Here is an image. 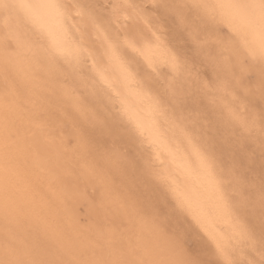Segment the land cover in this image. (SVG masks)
<instances>
[{
	"label": "bare ground",
	"instance_id": "obj_1",
	"mask_svg": "<svg viewBox=\"0 0 264 264\" xmlns=\"http://www.w3.org/2000/svg\"><path fill=\"white\" fill-rule=\"evenodd\" d=\"M179 3L197 8L209 37L228 31L226 40L248 49L264 44V0ZM162 73L167 83L184 76L135 0H113L110 12L94 0H0V264H184L178 239L123 199L120 186H110L106 205L121 219L129 214L130 231L108 238L103 225L79 228L82 210L95 209L85 186L109 182L125 157L117 143L100 156L83 141L82 128L107 133L108 125L135 150L147 184L158 181L168 216L174 207L207 254L264 264L188 117L166 108L156 91L152 77ZM214 90L232 123L246 132L260 125L225 77ZM25 226L39 229L42 241Z\"/></svg>",
	"mask_w": 264,
	"mask_h": 264
},
{
	"label": "rangeland",
	"instance_id": "obj_2",
	"mask_svg": "<svg viewBox=\"0 0 264 264\" xmlns=\"http://www.w3.org/2000/svg\"><path fill=\"white\" fill-rule=\"evenodd\" d=\"M94 2L106 12L112 10L113 0ZM135 3L144 8L147 19L160 38L173 49L184 72L179 80L172 79L169 83L164 73L154 75L152 80L156 91L166 108L188 117L192 132L223 176L231 206L249 230L253 241L264 252V44L251 50L238 42H230L225 39L227 28L222 29L223 32L227 31L223 33L225 35L209 37L197 8L182 5L179 0H135ZM179 5H182L180 10ZM223 77L233 86L236 97L255 110L260 121L257 128L246 132L232 123L214 99V88ZM62 126L64 131L70 128L68 121L63 122ZM114 129L112 125H108L107 133L98 132L95 128L81 129L83 141L89 143L97 155L102 156L104 149L106 151L117 143L125 157L116 168L110 170L109 182H93V185L85 186L87 197L94 203L95 209L82 210L79 228L95 231L96 227L103 225L108 238H123L125 232L130 231L132 221L128 219L129 214L121 219L113 215L111 205H106V196L111 192V187L117 185L120 187L115 189L123 199L143 206L148 219L153 217L165 231L178 239L184 264H225L207 254L203 238L197 232V235L193 234L188 225L176 218L177 211L173 206V213L168 216L165 204L157 193V187L160 189L158 181L151 178L147 184L142 178L137 159L133 158L135 150L125 148L124 142L121 139L118 141ZM66 160L65 166L68 167ZM65 172L67 181L72 182L70 170L65 169ZM113 228L114 234L111 232ZM26 230H30L28 234L37 243L42 241L39 229L26 227ZM108 241L112 242V239ZM114 244L116 246L115 241L111 246ZM90 258L94 262L99 260L98 254ZM67 263L73 264L70 260Z\"/></svg>",
	"mask_w": 264,
	"mask_h": 264
}]
</instances>
